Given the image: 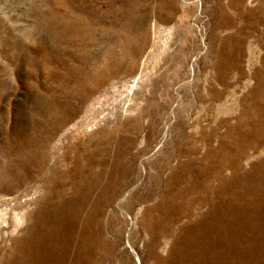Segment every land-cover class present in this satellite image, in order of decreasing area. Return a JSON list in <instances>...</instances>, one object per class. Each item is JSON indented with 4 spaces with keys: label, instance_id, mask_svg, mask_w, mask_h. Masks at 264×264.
Listing matches in <instances>:
<instances>
[{
    "label": "rangeland",
    "instance_id": "rangeland-1",
    "mask_svg": "<svg viewBox=\"0 0 264 264\" xmlns=\"http://www.w3.org/2000/svg\"><path fill=\"white\" fill-rule=\"evenodd\" d=\"M0 264H264V0H0Z\"/></svg>",
    "mask_w": 264,
    "mask_h": 264
},
{
    "label": "bare ground",
    "instance_id": "bare-ground-1",
    "mask_svg": "<svg viewBox=\"0 0 264 264\" xmlns=\"http://www.w3.org/2000/svg\"><path fill=\"white\" fill-rule=\"evenodd\" d=\"M127 44H129V43H127ZM127 49H128V47H127ZM133 50H135V49L134 48L133 49L131 48V52H133ZM128 52H129V50H128ZM139 79H140L139 77H135L132 81L130 80V83L129 84H126V82H127V80H126V82H120L119 85L115 84V85L111 86V88L109 89V91L108 92L106 91L107 92V98H106L107 100L105 99L106 100L105 102L106 103L109 102V94H110V95H112L111 96V100L113 101V103L114 104H117L116 107H115V110L116 111L117 110H123V111H125V109L129 106V102L131 101L129 99V98H131L130 95L133 96L132 93L134 92L135 87L138 84ZM104 105H105V103H104Z\"/></svg>",
    "mask_w": 264,
    "mask_h": 264
}]
</instances>
